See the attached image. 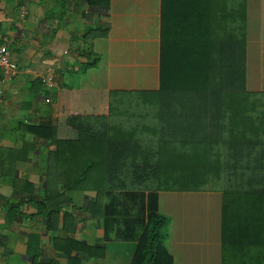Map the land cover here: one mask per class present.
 Instances as JSON below:
<instances>
[{
  "label": "trees",
  "instance_id": "trees-1",
  "mask_svg": "<svg viewBox=\"0 0 264 264\" xmlns=\"http://www.w3.org/2000/svg\"><path fill=\"white\" fill-rule=\"evenodd\" d=\"M86 1L104 13L112 4ZM248 1L160 0L158 41L122 52L126 71L137 62L132 83L62 92L58 125L21 124L56 145L65 187L97 191L93 215L105 202L103 216L124 220L138 242L132 264H174L166 191L220 193L222 264H264V91L248 89ZM97 38H111L109 25L81 37V71L101 61ZM64 201L47 190L41 203L53 218Z\"/></svg>",
  "mask_w": 264,
  "mask_h": 264
},
{
  "label": "crops",
  "instance_id": "crops-1",
  "mask_svg": "<svg viewBox=\"0 0 264 264\" xmlns=\"http://www.w3.org/2000/svg\"><path fill=\"white\" fill-rule=\"evenodd\" d=\"M159 15L160 0H112L109 13L86 0H0V43L9 39L19 67L11 80H4L0 69V264H132L138 242L125 238L124 220L103 216L105 202L93 215L89 207L97 191L65 187L64 169L49 154L56 145L24 135L21 124L58 125L62 92L93 93L132 83L137 62H128L126 71L121 57L158 41ZM97 24L109 25L111 38L94 41L102 61L81 71L87 63L81 37ZM259 36L260 78L253 88L264 91V35ZM250 46L249 40L247 75ZM43 76H52L58 86L47 89ZM47 190L70 200L53 218L41 203ZM216 202L210 192H160L174 264H222L221 203Z\"/></svg>",
  "mask_w": 264,
  "mask_h": 264
},
{
  "label": "rangeland",
  "instance_id": "rangeland-1",
  "mask_svg": "<svg viewBox=\"0 0 264 264\" xmlns=\"http://www.w3.org/2000/svg\"><path fill=\"white\" fill-rule=\"evenodd\" d=\"M249 36L250 38H248V41L250 40V53H249V58H248V89L251 91H256L254 90L253 87L258 86L259 84L257 83V81H259L260 78V71L258 68V59H259V54H260V41H259V37L261 38V36L259 35H264V32L262 31V27H261V13H262V0H249ZM255 33V34H254ZM260 33V34H259ZM259 34V35H258ZM264 37V36H263ZM103 43H105V41H103ZM106 52H105V48H104V53H103V61H105V56ZM102 61V58H101ZM94 68V67H92ZM91 69V68H89ZM87 69V70H89ZM86 70V71H87ZM131 83V82H129ZM105 86V84H104ZM211 193V192H210ZM212 204L214 205L215 203H213L214 201L219 204L218 202L221 203V195L218 192H212ZM213 208V207H212ZM169 217V215H168ZM169 228L170 226V219H169ZM170 234H168L167 237H169ZM166 237V238H167Z\"/></svg>",
  "mask_w": 264,
  "mask_h": 264
},
{
  "label": "built area",
  "instance_id": "built-area-1",
  "mask_svg": "<svg viewBox=\"0 0 264 264\" xmlns=\"http://www.w3.org/2000/svg\"><path fill=\"white\" fill-rule=\"evenodd\" d=\"M9 39L3 38V42L0 43V69L4 74V80H11L18 72V65L12 59L11 52L9 50ZM42 82L49 90L58 86V82L52 76H43Z\"/></svg>",
  "mask_w": 264,
  "mask_h": 264
}]
</instances>
